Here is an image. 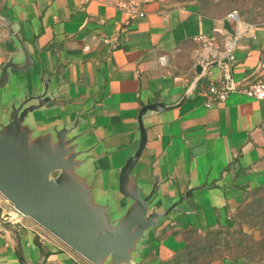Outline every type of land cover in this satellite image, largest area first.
Returning a JSON list of instances; mask_svg holds the SVG:
<instances>
[{"label":"crops","instance_id":"obj_1","mask_svg":"<svg viewBox=\"0 0 264 264\" xmlns=\"http://www.w3.org/2000/svg\"><path fill=\"white\" fill-rule=\"evenodd\" d=\"M3 13L32 47L34 63L12 71L0 93L22 91L29 82L35 89L43 72L55 92L43 112L83 119L112 188L138 139L140 108L178 101L196 64L225 59L182 104L143 117L146 141L134 168L139 184L147 191L157 176L155 200L164 204L187 189L191 194L148 232L135 264H264L221 255L220 245L204 262L195 248L206 234L231 228L246 196L264 187V99L235 91L208 102L203 94L226 73L237 82L264 80V24L177 0L132 7L112 0H6ZM2 46L0 66L18 52L10 34ZM9 208L0 196V264H90Z\"/></svg>","mask_w":264,"mask_h":264},{"label":"water","instance_id":"obj_2","mask_svg":"<svg viewBox=\"0 0 264 264\" xmlns=\"http://www.w3.org/2000/svg\"><path fill=\"white\" fill-rule=\"evenodd\" d=\"M5 3L0 0V20L18 52L0 66V90L10 83L12 71H26L34 63L32 47L3 13ZM216 65L224 68L225 59L196 64L195 77L178 101L150 102L140 108L138 139L113 188L105 184L97 164V143H88L90 133L81 127L83 119L43 112L55 100L43 72L35 89L29 82L22 91L0 93V194L19 214L88 263L135 264L148 232L155 231L191 194L187 189L174 202L164 204L155 200L161 184L157 176L147 191L139 184L134 168L146 141L143 117L182 104ZM210 186L214 182L201 185Z\"/></svg>","mask_w":264,"mask_h":264},{"label":"rangeland","instance_id":"obj_3","mask_svg":"<svg viewBox=\"0 0 264 264\" xmlns=\"http://www.w3.org/2000/svg\"><path fill=\"white\" fill-rule=\"evenodd\" d=\"M124 7L143 5L148 0H112ZM197 6L200 10L216 16L234 14L241 21L254 25L264 24V0H177ZM9 33L0 20V54ZM1 198L12 206L2 195ZM17 212L13 207L9 208ZM18 213V212H17ZM19 214V213H18ZM48 232V231H47ZM49 233V232H48ZM221 246V255L239 256L247 262L264 263V187L250 193L233 216L231 228L206 234L195 245L198 254L204 255V262Z\"/></svg>","mask_w":264,"mask_h":264},{"label":"built area","instance_id":"obj_4","mask_svg":"<svg viewBox=\"0 0 264 264\" xmlns=\"http://www.w3.org/2000/svg\"><path fill=\"white\" fill-rule=\"evenodd\" d=\"M142 15L143 12H140ZM241 92L251 98L264 99V80H248L234 81L229 75H225L220 84L210 83L203 94L208 102H222L226 99L230 92Z\"/></svg>","mask_w":264,"mask_h":264}]
</instances>
